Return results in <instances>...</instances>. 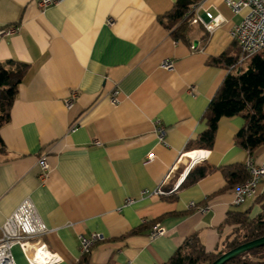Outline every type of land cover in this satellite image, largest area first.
<instances>
[{
  "label": "crops",
  "instance_id": "0c3cea01",
  "mask_svg": "<svg viewBox=\"0 0 264 264\" xmlns=\"http://www.w3.org/2000/svg\"><path fill=\"white\" fill-rule=\"evenodd\" d=\"M176 1L192 0H58L45 9L37 0H0V65H27L0 127V226L29 197L55 264H161L192 236L216 252L232 228L224 224L229 211L260 210L264 179L236 206L235 185L222 171L264 161V145L249 152L236 144L242 115L218 120L211 147L196 144L229 73L221 57L240 53L231 31L245 10L194 1L190 7L218 15L219 26L208 32L185 21L183 38H174L159 16ZM165 58L173 71L160 67ZM41 155L49 164L44 178ZM199 166L208 172L183 184ZM154 224L165 233L151 239ZM94 232L104 238L83 254L79 235ZM12 254L16 264H29L18 246Z\"/></svg>",
  "mask_w": 264,
  "mask_h": 264
},
{
  "label": "trees",
  "instance_id": "16d2710c",
  "mask_svg": "<svg viewBox=\"0 0 264 264\" xmlns=\"http://www.w3.org/2000/svg\"><path fill=\"white\" fill-rule=\"evenodd\" d=\"M194 1L198 0L176 1L169 11L159 16L174 38H183L187 30L183 16ZM237 58L238 55L221 57V60L227 66ZM26 69L27 65L20 62L8 68L0 65V127L9 121L10 108ZM237 114L242 115L244 124L235 135L236 144L253 152L264 145V50L253 55L246 67L226 74L206 109L207 127L197 136L196 144L202 148L211 147L218 120ZM208 170L207 166L193 167L183 184L200 179ZM222 171L228 186H236L247 177L242 165H231ZM259 206L260 210L255 215L251 214L250 208L228 212L224 224L232 228L216 252L205 251L197 237L192 236L161 264H210L224 252L264 236V201L260 200ZM224 264H264V245L231 258Z\"/></svg>",
  "mask_w": 264,
  "mask_h": 264
},
{
  "label": "built area",
  "instance_id": "2783aa9c",
  "mask_svg": "<svg viewBox=\"0 0 264 264\" xmlns=\"http://www.w3.org/2000/svg\"><path fill=\"white\" fill-rule=\"evenodd\" d=\"M58 0H37L40 9L57 3ZM225 5L235 14L245 10V14L241 21L236 24L231 36L237 42L240 53L236 61L227 66L228 72H236L243 68V65L255 54L264 50V0H223ZM183 20L188 23H201L204 28L211 32L217 28L221 22L218 15L214 16L210 11L204 10L203 15L200 13V4H194L187 9L183 16ZM160 67L166 71H173L174 61L170 58L162 59ZM118 89H114L111 94L110 102L117 104L119 102ZM75 93H71L65 99L66 107L72 105ZM156 131L161 140L164 135V128L160 125L156 126ZM98 143V142H97ZM154 155L149 153L146 162L153 159ZM244 167L247 171L245 180L236 185L233 189L232 204L241 205L254 196L257 184L264 179V161L254 162L249 159L245 162ZM39 177L44 178L49 170V164L46 155L39 157ZM156 193L162 194L163 191L156 190ZM147 193V191H142ZM127 203H131V199H127ZM191 207L195 206L190 203ZM207 207H199L198 211L203 212ZM0 264H16L12 254V248L18 246L26 256L29 264H55L58 260L57 256L51 253L41 236L48 229L39 216L32 200L29 197L24 198L16 209L7 217L0 226ZM165 230L158 224L152 226L150 238L161 236ZM104 237L101 233H91L88 236L79 235L80 250L83 254L89 252L92 245L102 240ZM38 252H41L45 262L36 260ZM128 264V263H124Z\"/></svg>",
  "mask_w": 264,
  "mask_h": 264
},
{
  "label": "water",
  "instance_id": "95a60500",
  "mask_svg": "<svg viewBox=\"0 0 264 264\" xmlns=\"http://www.w3.org/2000/svg\"><path fill=\"white\" fill-rule=\"evenodd\" d=\"M264 245V236H261L259 238L253 239L251 241H248L246 243H243L239 246H236L223 254H221L218 258H216L212 263L210 264H224L231 258H234L244 252L250 251L254 248L260 247Z\"/></svg>",
  "mask_w": 264,
  "mask_h": 264
},
{
  "label": "bare ground",
  "instance_id": "6f19581e",
  "mask_svg": "<svg viewBox=\"0 0 264 264\" xmlns=\"http://www.w3.org/2000/svg\"><path fill=\"white\" fill-rule=\"evenodd\" d=\"M36 260L39 261V262L41 261L43 263L45 262V259H44V257H43L41 252H38Z\"/></svg>",
  "mask_w": 264,
  "mask_h": 264
}]
</instances>
